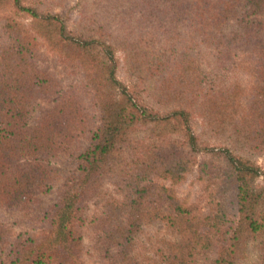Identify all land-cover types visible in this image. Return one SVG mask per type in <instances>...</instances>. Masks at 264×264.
I'll return each mask as SVG.
<instances>
[{
  "label": "trees",
  "instance_id": "trees-1",
  "mask_svg": "<svg viewBox=\"0 0 264 264\" xmlns=\"http://www.w3.org/2000/svg\"><path fill=\"white\" fill-rule=\"evenodd\" d=\"M69 3L0 0V264H264V0Z\"/></svg>",
  "mask_w": 264,
  "mask_h": 264
},
{
  "label": "rangeland",
  "instance_id": "rangeland-1",
  "mask_svg": "<svg viewBox=\"0 0 264 264\" xmlns=\"http://www.w3.org/2000/svg\"><path fill=\"white\" fill-rule=\"evenodd\" d=\"M78 0H70L69 7H75V4ZM9 8H5L3 12L9 11ZM38 65L41 69L49 71L54 75L61 87V94H66L68 90H70L73 86L77 85L80 82V79L77 75H70L69 71L65 68V66L61 65L58 60L54 57V55L45 47L39 46L38 49V57H37ZM54 99H45L40 101L39 106L36 109V114L38 116L43 115L47 112L52 106ZM201 123L196 124L193 131L198 136V139L201 143L209 145V147H214L217 144L215 141L212 142L205 135L204 132H201L199 127ZM172 140L176 139L175 137H171ZM211 158V155H206L205 152L201 151V153L193 155V169L188 172L184 178L179 181L177 184L173 185L169 180H156L159 185H166L168 187H172L175 195L181 202H188L190 204L195 203L199 204L201 207L206 208V204L208 203V194L210 193L211 187H209L207 180L205 177L200 175V170L203 162L208 161ZM257 164L264 170V156H261L257 159ZM55 167L59 170H64L65 166H63L59 162L54 163ZM260 182L263 181V177H260ZM57 200V193L55 191L50 195H46L43 198L42 204L39 207L40 210H46L50 208L54 202ZM158 224H153L151 228L146 229V234L150 235L152 232L158 228ZM36 238L39 235L32 233ZM88 242L85 241V250L87 249ZM91 264H94L93 262Z\"/></svg>",
  "mask_w": 264,
  "mask_h": 264
}]
</instances>
